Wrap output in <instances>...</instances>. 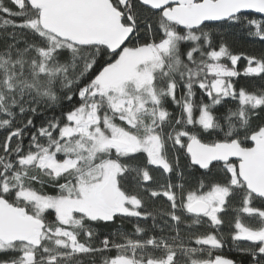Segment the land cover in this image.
Segmentation results:
<instances>
[{
  "label": "snow or ice",
  "instance_id": "obj_1",
  "mask_svg": "<svg viewBox=\"0 0 264 264\" xmlns=\"http://www.w3.org/2000/svg\"><path fill=\"white\" fill-rule=\"evenodd\" d=\"M251 13L264 0H0V264H243L226 236L264 264V87H237L264 55L225 41H264Z\"/></svg>",
  "mask_w": 264,
  "mask_h": 264
},
{
  "label": "trees",
  "instance_id": "obj_2",
  "mask_svg": "<svg viewBox=\"0 0 264 264\" xmlns=\"http://www.w3.org/2000/svg\"><path fill=\"white\" fill-rule=\"evenodd\" d=\"M5 2L7 3V0H5ZM10 7H13V10H16L14 6L9 5ZM253 18H257V19H264L263 17H259L256 15H252L250 14ZM217 40L219 41V37H217ZM225 41L227 43V45L229 46L230 50L234 53V54H243V55H250V56H257L258 58L261 57L262 55H264V41L259 40L258 38H254L252 36H249L247 34V29H240V28H234V29H230L228 30V35L225 37ZM243 55L240 61H238V70H241L244 66V64L247 62L246 60L243 59ZM230 63V62H229ZM238 80V84L237 87L243 85L247 90L249 91H255L257 88L260 87H264V81H262L259 77H239L237 78ZM206 99V98H205ZM168 107L170 109H172L173 111H175L173 109V106L169 103ZM219 111H223V109H219ZM60 110L56 109L55 110V114L59 115ZM52 113H49V115H51ZM260 120H254L253 121V126L255 127L256 124L260 123ZM3 137V133H0V139H2ZM183 162V161H182ZM152 175H154L157 180L159 181H163V177L158 175L157 172H152ZM199 173H195V176H198ZM214 176H219V172H214ZM175 179V178H173ZM193 185H195L196 181L195 178H193L192 181ZM49 191H51V189H48ZM146 207L147 210L149 211H153L154 209H166L167 208V202H166V198L165 199H161V198H157L155 201L149 199H146ZM165 219H167L165 217ZM226 219H231V213L229 214L228 217H226ZM152 223L151 218H149V220L147 221V224L150 226ZM157 223H163V221L158 217L157 218ZM119 226V222L117 223V225H113V228L118 227ZM124 229L131 233L134 231L132 224L130 223H125L123 225ZM111 229L108 228H101V232L102 233H107L108 231H110ZM225 233L228 232V229L225 228L224 229ZM157 235H159V232H156ZM226 240V247H224V249L222 250V254L226 257V258H231L234 261H243V264H248L250 257L248 256H244L236 251L232 250V241L230 239V237L226 236L225 237ZM114 254V253H113ZM85 264H88V261L85 260Z\"/></svg>",
  "mask_w": 264,
  "mask_h": 264
},
{
  "label": "rangeland",
  "instance_id": "obj_3",
  "mask_svg": "<svg viewBox=\"0 0 264 264\" xmlns=\"http://www.w3.org/2000/svg\"><path fill=\"white\" fill-rule=\"evenodd\" d=\"M237 64H238V63H237ZM246 66H247V62L244 64L243 68H242L241 70H239V71H241V72H242V71H243V69H244ZM237 69H239V68H238V65H237Z\"/></svg>",
  "mask_w": 264,
  "mask_h": 264
},
{
  "label": "water",
  "instance_id": "obj_4",
  "mask_svg": "<svg viewBox=\"0 0 264 264\" xmlns=\"http://www.w3.org/2000/svg\"><path fill=\"white\" fill-rule=\"evenodd\" d=\"M252 15H256V16H259V17H263L264 18V16H261V14H255V13H251Z\"/></svg>",
  "mask_w": 264,
  "mask_h": 264
}]
</instances>
